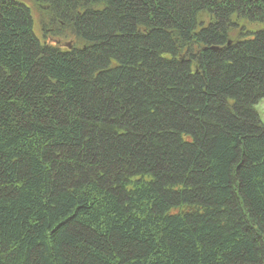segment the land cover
<instances>
[{"label": "trees", "instance_id": "trees-1", "mask_svg": "<svg viewBox=\"0 0 264 264\" xmlns=\"http://www.w3.org/2000/svg\"><path fill=\"white\" fill-rule=\"evenodd\" d=\"M242 22L264 0H0V264H264Z\"/></svg>", "mask_w": 264, "mask_h": 264}, {"label": "rangeland", "instance_id": "rangeland-1", "mask_svg": "<svg viewBox=\"0 0 264 264\" xmlns=\"http://www.w3.org/2000/svg\"><path fill=\"white\" fill-rule=\"evenodd\" d=\"M28 5L33 9V13H34V30L35 33L38 37H44V42L46 44H52L58 47H62L65 48V45L67 43H70L71 45H73L75 43V40L73 38H58L56 36L51 35L50 33H43V30L45 29V27L43 28V25L45 26L43 21H46V18L43 16V12L41 13L40 11V7L38 5H36L34 2L32 1H27ZM44 8V6H43ZM242 24L246 25V30L248 32H253L257 29L263 28L264 25L263 24H256V23H249V22H242ZM236 33V31L234 32V34ZM256 110L260 116V119L262 121V123H264V99H262L257 105H256Z\"/></svg>", "mask_w": 264, "mask_h": 264}, {"label": "water", "instance_id": "water-1", "mask_svg": "<svg viewBox=\"0 0 264 264\" xmlns=\"http://www.w3.org/2000/svg\"><path fill=\"white\" fill-rule=\"evenodd\" d=\"M66 46L69 47V48H71V44L70 43H67Z\"/></svg>", "mask_w": 264, "mask_h": 264}]
</instances>
